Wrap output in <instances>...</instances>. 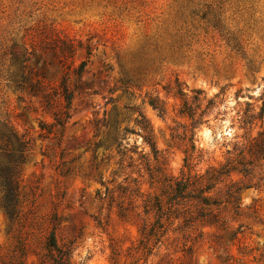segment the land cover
Returning a JSON list of instances; mask_svg holds the SVG:
<instances>
[{
  "label": "rangeland",
  "instance_id": "374dc122",
  "mask_svg": "<svg viewBox=\"0 0 264 264\" xmlns=\"http://www.w3.org/2000/svg\"><path fill=\"white\" fill-rule=\"evenodd\" d=\"M63 42L74 47L71 56ZM20 65L32 84L43 82L37 96L28 85L16 89ZM64 74L71 115L60 135L44 138L40 123L52 117L43 95ZM263 93L264 0H0V129L7 124L29 143L10 210L0 186V264H53L51 233L70 264H264V160L213 192L223 197L229 184L246 185L238 214L220 206L217 224L183 227L182 217L165 223L157 243L142 235L155 219L145 199L161 194L163 177L186 171L192 122L200 123L194 140L203 150L193 169L203 172L222 163L233 143L247 149L264 131V113L246 139L239 120L247 107L259 111ZM139 112L153 130L160 172L138 173L127 159L119 169L115 147L104 145L96 168L95 143L114 120L121 133L137 131ZM127 137L148 151L140 135ZM126 177L138 179L141 194L123 193Z\"/></svg>",
  "mask_w": 264,
  "mask_h": 264
},
{
  "label": "trees",
  "instance_id": "16d2710c",
  "mask_svg": "<svg viewBox=\"0 0 264 264\" xmlns=\"http://www.w3.org/2000/svg\"><path fill=\"white\" fill-rule=\"evenodd\" d=\"M60 50L62 53L70 55L74 52V47L68 44V42H63L60 45ZM23 61L25 60H22V63ZM85 65L86 62L81 61L73 69V73L78 80ZM12 80L17 90H25L28 85L33 96H37L43 87V82L39 79L35 84H32L28 74L24 71L23 65L19 77L17 78L14 75ZM180 94H183L182 91H180ZM262 96H264V93ZM72 99L73 90L67 85V74H64L53 91L43 95L41 106L52 117L51 123H40V130L44 132V138L50 135L57 136L58 133L60 135L70 118ZM56 101H59V103H56ZM150 105L159 112H163V108L159 103H150ZM263 113L264 99L258 112L254 113L249 107L242 112L239 120L241 128L245 130V139L248 126L254 120H261ZM138 116L139 119L135 120V124L138 127L137 131L124 128L121 133L118 121L114 120L106 139L95 143L92 151L96 168L99 167L97 156L95 155L96 149L104 145L106 149L111 146L115 147L119 156L117 162L119 169L122 168L124 159H127V167H136L138 173L143 170L149 176H152L154 171L160 172V151L156 146L153 130L141 112L138 113ZM198 124H200L198 121H193L191 124L192 134L188 139L190 149L186 151L183 159V168L186 171H182L178 177H163L161 194L148 197L144 201L145 213L155 212L153 223L149 225L144 224L142 228V235L146 240L152 238L155 240V243L159 242L160 238L166 233V229L164 228L165 223L170 224L172 221L182 217L183 227L191 226L197 221L217 224L218 219L215 208L218 209L220 206L231 205L235 214H238L239 194L242 189L247 188L246 185L237 186L234 183L229 184L223 197H217L213 192L220 185L224 184L232 173L247 177L251 174V167L254 163L264 160V131H261L258 132L257 137L252 139L247 149L243 147L241 142H235L232 148L226 151V156L222 163L217 166H208L203 172L194 170L195 165L193 161L196 158H201L203 151L202 149H197L195 146L194 129ZM128 134L140 135L142 143L148 151L146 152L144 149H140L139 151V147L136 144L130 145L127 141ZM0 141V186L5 193V208L10 210L11 201L15 199L19 189L16 175L26 160L29 143L18 136L7 124H3V129H0ZM245 150L249 157H253V159L245 156ZM196 152L199 155L194 157ZM134 155H136L135 158ZM125 180H128L129 184L127 186H119L123 193L127 191L129 195L141 194L138 187V179L126 177ZM229 236L231 240H235L237 232H230ZM46 249L48 250V257L53 264H70L68 250L58 247L53 233L48 238Z\"/></svg>",
  "mask_w": 264,
  "mask_h": 264
}]
</instances>
